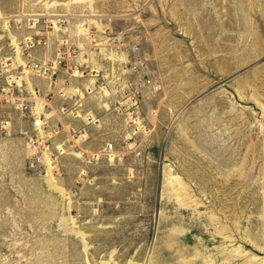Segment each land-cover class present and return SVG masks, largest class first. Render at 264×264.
<instances>
[{
  "label": "rangeland",
  "instance_id": "rangeland-1",
  "mask_svg": "<svg viewBox=\"0 0 264 264\" xmlns=\"http://www.w3.org/2000/svg\"><path fill=\"white\" fill-rule=\"evenodd\" d=\"M0 95V264H264V0H0Z\"/></svg>",
  "mask_w": 264,
  "mask_h": 264
},
{
  "label": "built area",
  "instance_id": "built-area-1",
  "mask_svg": "<svg viewBox=\"0 0 264 264\" xmlns=\"http://www.w3.org/2000/svg\"><path fill=\"white\" fill-rule=\"evenodd\" d=\"M27 70L32 71L34 74H36V76L43 77L44 80H46V82L48 83V87L49 86L50 87H55V88L58 87V90L56 91V94H59L58 95L59 97H65L64 93H62V91L59 90V88H62V83L64 84V82H60L59 80L58 81H54L53 78L50 77V76L49 77H46L45 76L46 75L45 72L44 71H41V67H39L38 65H30ZM35 71H38V72H35ZM65 71H66L65 74H69V76L72 77L71 75H73V74H72V69H71L70 66H66L65 67ZM18 80H19L18 81L19 84H16L17 82H15L13 80H12L13 81L12 84L15 85V86L18 85L19 87H22V84H21L20 79H18ZM89 91H90L89 88H88L87 91H85V94L88 95V96H89L90 93H87V92H89ZM81 94L82 93L79 94L80 95V101L85 98V96L84 95H81ZM15 96H16L15 97V101H16L17 107L19 109L26 108V104H24L23 97L21 95H19L18 93ZM39 98L40 99H43V103L42 104H41V101H38L39 106H41L42 108H44V109H42V111L43 112H45V111H51L52 108L49 105V102L46 101V100H44L45 98H42L40 96H39ZM2 99H3L2 98V95H0V102H1ZM75 99H76V95L74 96V100L72 101L73 103L70 105L69 108L64 107V106L62 108H59V112H60L61 115H66V114L76 115V109H77V107L79 105L74 109V107L77 105V101H75ZM35 116H36V121H35L34 125H35L36 128H39V129L47 128V127L49 128L50 131L48 133L49 135L47 136V138L50 136V139H55V138H57L56 136H59L60 135L61 130H63V126H62V124L60 122H55L54 123L55 125L51 124V119H53V116H51L50 118H46L43 115L42 112L38 114L37 111L35 112ZM85 122H86V124H93V119L91 118V116H88L87 115L85 117ZM37 124H39V125H37ZM83 131H84L83 128L77 129V128L69 127V129L67 131V136L69 137L68 138L69 139V142H68L69 146L71 147L72 145H74V147L70 149L72 152L77 151L76 150L77 146H75V143H73L72 141H75L77 138H79V136H81V134H83L82 133ZM47 145L45 147V151H42V153L43 152L44 153L47 152L48 149H46V148L49 146V145L48 146ZM110 146H112V145H108L109 148L107 150H110ZM41 147H42L41 146V142H37L35 140H31L30 150H31L32 153L38 152V150ZM56 151L60 155L66 153V150L64 151L63 149H61V150H58L57 149Z\"/></svg>",
  "mask_w": 264,
  "mask_h": 264
},
{
  "label": "crops",
  "instance_id": "crops-1",
  "mask_svg": "<svg viewBox=\"0 0 264 264\" xmlns=\"http://www.w3.org/2000/svg\"><path fill=\"white\" fill-rule=\"evenodd\" d=\"M84 82L85 81H83L82 84H84ZM73 89L74 88L63 89V91L65 90V92H64L65 97L52 98L50 101H48L49 102V105L52 108L51 114L54 113V115H51V116H53V119L52 120H54L55 122H60L62 124V126H63V130H61L60 135L59 136H56L57 138L55 139V140L58 141V143L59 142L61 143V141H62L63 142V145L61 144V145L57 146V149L58 150L63 149L64 151L66 149V152L67 151H71L70 149L73 148L74 145H72L70 147L69 144H68V142H69V139L68 138L69 137L67 136V131H68L69 127H73V128H83V130H84L83 131V134H81V136L79 138H77L75 141H72V142L75 143V146H78L76 144V142L78 140L81 141L80 142V145L78 146L81 150L78 153H81V154H86V153L87 154H90L91 153V150L88 149L87 144L89 142V139L92 136L91 132L93 130H95V128H97V127L94 124L95 123V120L94 119H93V124H86V122L84 120L85 119V113L84 112H87L86 111L87 110L86 106H87L88 102L90 101L89 99H93V98L94 99H99L100 98L99 96H100V93L101 92H98V91L99 90H102V89H100V87H99V89H98V91H96L95 95L90 96V98L89 97L84 98L83 99L84 100L83 101L84 103H82L79 106L80 108H79V111L76 112V115H70V114L61 115L58 108H60L65 102L70 103V105H71L70 98H72V95H74V92H75V90H73ZM104 94L105 93L102 94L103 96L101 98H104V96H105ZM68 96H70L68 98L69 100L66 98ZM52 97H54V96H52ZM84 108H86V109H84ZM53 125H55V124H53ZM80 146H83V147H80ZM106 147H107L105 149L106 152H110L111 150H113L112 149L113 148L112 146H110V150L109 151L107 150L109 148L108 147V144L106 145ZM98 152H100V151H98ZM73 154H74V152H73ZM62 155H64V154H62Z\"/></svg>",
  "mask_w": 264,
  "mask_h": 264
},
{
  "label": "bare ground",
  "instance_id": "bare-ground-1",
  "mask_svg": "<svg viewBox=\"0 0 264 264\" xmlns=\"http://www.w3.org/2000/svg\"><path fill=\"white\" fill-rule=\"evenodd\" d=\"M84 85H86V83H84ZM91 89L92 90H90L89 92H87V93H92L90 96H92L93 95V93H96V90L97 89H95V90H93V88H92V86H91ZM87 90H88V88H87ZM36 96H38V95H36ZM84 98V97H83ZM43 115L46 117V118H50V116H48L49 115V111H45V112H43ZM86 117V116H85ZM85 120V119H84ZM80 137V136H79ZM74 154L75 155H77V156H81V158H85V160H88V158H86V156L84 155V154H81V153H76V152H74ZM45 159L46 160H48V154H47V156L45 157ZM89 159H90V157H89ZM46 162H48V161H46ZM50 169L49 168H47V171H49Z\"/></svg>",
  "mask_w": 264,
  "mask_h": 264
}]
</instances>
